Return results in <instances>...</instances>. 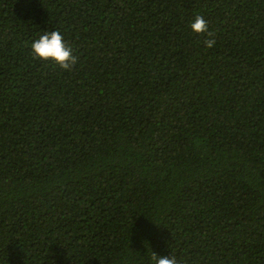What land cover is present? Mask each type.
I'll return each instance as SVG.
<instances>
[{"label":"trees","instance_id":"trees-1","mask_svg":"<svg viewBox=\"0 0 264 264\" xmlns=\"http://www.w3.org/2000/svg\"><path fill=\"white\" fill-rule=\"evenodd\" d=\"M154 254L264 264V0H0V264Z\"/></svg>","mask_w":264,"mask_h":264},{"label":"clouds","instance_id":"clouds-1","mask_svg":"<svg viewBox=\"0 0 264 264\" xmlns=\"http://www.w3.org/2000/svg\"><path fill=\"white\" fill-rule=\"evenodd\" d=\"M190 28L196 33H204L208 31V23L202 16H197L191 22ZM214 44V39L206 41L208 48L213 47ZM31 50L35 57L45 61L51 60L65 70L70 69L77 61L72 49L68 46L59 30L45 31L42 35H39L32 42ZM152 264H178V262L174 256L163 257L154 254L152 256Z\"/></svg>","mask_w":264,"mask_h":264}]
</instances>
